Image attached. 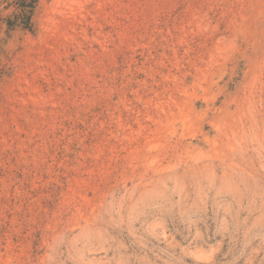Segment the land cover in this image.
<instances>
[{
	"label": "rangeland",
	"instance_id": "374dc122",
	"mask_svg": "<svg viewBox=\"0 0 264 264\" xmlns=\"http://www.w3.org/2000/svg\"><path fill=\"white\" fill-rule=\"evenodd\" d=\"M0 0V264H264V0Z\"/></svg>",
	"mask_w": 264,
	"mask_h": 264
},
{
	"label": "trees",
	"instance_id": "16d2710c",
	"mask_svg": "<svg viewBox=\"0 0 264 264\" xmlns=\"http://www.w3.org/2000/svg\"><path fill=\"white\" fill-rule=\"evenodd\" d=\"M37 3L38 0H16L17 13L13 15L15 22L25 28H30L31 19Z\"/></svg>",
	"mask_w": 264,
	"mask_h": 264
}]
</instances>
